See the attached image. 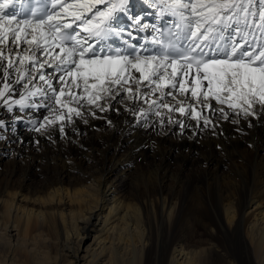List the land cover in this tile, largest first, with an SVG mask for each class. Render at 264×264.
I'll use <instances>...</instances> for the list:
<instances>
[{"label":"bare ground","instance_id":"1","mask_svg":"<svg viewBox=\"0 0 264 264\" xmlns=\"http://www.w3.org/2000/svg\"><path fill=\"white\" fill-rule=\"evenodd\" d=\"M140 5L141 10L135 9L137 19L141 27L147 25V34L153 32L148 35L152 39L159 8L148 15L144 12H149L150 4ZM124 23L132 22L125 19ZM46 67V72L54 71ZM17 87L19 94H11L9 101L11 110L0 99V121L23 113L29 116L30 126L16 128L12 121L2 126L1 142L8 146H12L8 140L18 134L14 153L24 166L20 168L23 164L18 165L15 158L10 169L0 172V264H37L36 237L43 231L52 235L63 231L68 218L83 221L74 226L77 235L96 232L93 252L85 257L72 252L74 264H264V118L237 115L212 100L215 109L225 108L228 118L212 108L196 106L211 121L205 125L203 119L179 112L149 110L157 92L148 102L144 97L130 100L128 93H121L124 99L118 104L99 101L106 111L84 102L80 117L72 114L71 121L57 120L61 112L67 117L66 109L57 105L53 113L54 101L39 93L27 96L22 85ZM37 88L47 89L38 76L28 91ZM23 96H27L24 103L31 105L25 112L14 103ZM40 100L46 102L43 110L37 108ZM164 102L175 104L171 97ZM141 110L147 111V119L141 118ZM157 110L162 117L155 115ZM170 118L187 127L169 123ZM48 119L54 123L49 125ZM41 124L45 127L40 128ZM22 151L25 160L18 154ZM139 169L162 170L168 177L162 174L150 189L123 190L122 175ZM30 170L32 180L26 177ZM188 178L222 188L217 187L214 215L209 214L199 229L187 227L189 233L183 234L184 229L173 232L172 228L187 215L182 185ZM247 183L257 186L249 197L244 191ZM129 185L137 188L132 182Z\"/></svg>","mask_w":264,"mask_h":264},{"label":"snow or ice","instance_id":"2","mask_svg":"<svg viewBox=\"0 0 264 264\" xmlns=\"http://www.w3.org/2000/svg\"><path fill=\"white\" fill-rule=\"evenodd\" d=\"M141 3L159 8L160 16L159 27L153 25L157 35L143 38L144 44L124 39L138 41L128 29L143 32L147 27L137 19ZM169 23L175 31L168 29ZM46 66L54 71L46 72ZM0 73V99L9 110L11 94H19L17 85H22L27 96L39 93L54 101L53 113L57 105L66 109L67 117L61 112L57 120L80 117L84 102L106 111L99 101L120 103L121 93H128L130 100L144 97L148 102L157 92L149 110L179 112L203 119L205 125L211 121L196 106L228 118L225 108L215 109L212 100L237 115L264 118V0H40L39 8L25 0L19 11L17 0H0ZM36 76L46 90L28 91ZM27 96L14 103L30 106L24 103ZM165 97L175 104L164 102ZM135 108L133 104L134 113ZM139 115L147 119L146 110ZM169 123L187 127L171 118Z\"/></svg>","mask_w":264,"mask_h":264},{"label":"rangeland","instance_id":"3","mask_svg":"<svg viewBox=\"0 0 264 264\" xmlns=\"http://www.w3.org/2000/svg\"><path fill=\"white\" fill-rule=\"evenodd\" d=\"M143 7L147 8L149 6L144 5ZM149 9H150L149 12H144V13L148 15L153 14L151 11L153 10V8L151 7ZM138 10H141V5H139ZM136 13L138 14L137 11ZM140 13H141L140 15H142L143 11H141ZM138 20L140 21V19ZM46 68L48 70L52 69L48 67ZM117 100H119V97H117ZM112 103L118 104L115 101H112ZM27 105H30V104L28 103ZM45 106H46L45 101L40 100L39 103L37 104V108L40 110H43ZM30 108H31V105L28 107H24L23 111L25 112ZM11 121L15 123V125L17 126L16 128L26 129V128H29L30 126L29 116L23 113L19 114L17 118L14 120L5 119L4 124L5 123L10 124ZM2 126L3 125H0V172H2L6 167L10 169L9 164L15 158L17 159L18 165L23 164V161L19 159V157L14 153L16 149L15 141H17L18 134H13V136L8 140V142H12V146H8L5 141L1 142V139L3 138V134H4V130ZM18 154L23 160L27 158L26 153H23V151L19 152ZM103 160L105 161V159ZM23 166L24 164L20 166V168L23 169ZM95 171L96 170L92 168V172H95ZM137 171H129L130 173L128 172V174L126 173L122 175V177L125 179L124 180L125 185H123L122 187L123 190L127 188L129 189V191L133 192L134 190L138 188L142 190L150 189L152 188V185H155L157 183L156 179L161 177L162 174H163L162 176L166 178L168 177L167 175L168 173L162 172V170L154 171L150 169L149 171V169H139ZM191 175L198 176V175H193V174ZM32 176H33V170H30L29 174H26V177L28 180H32ZM130 182L136 185L137 188H134L135 186H132V188L134 189H130V187H128ZM219 186L220 185H217V184L207 185V184L202 183L200 180L192 181L190 178H188V182H184L182 185V192H184L185 200H188V202L186 203L187 206L185 207L187 215L185 219H182L180 223L178 224L176 223L175 226H173L172 228L173 232H176V231L178 232L179 230L183 232V229H184L183 234H188L190 229H188L187 227H194L196 229H199L202 226V224L208 220L209 214L214 215V213L217 211V205L219 202L218 197H219L220 192H219V189L217 188ZM220 188L222 187L220 186ZM256 189H257V186H255V184L247 183V186L244 189V191L247 197H249V195H252L256 192ZM78 220L75 221L73 218H68L69 222L65 223L67 227H65L66 229L64 228L63 230L64 232L60 230L56 232L58 234L60 233L59 235L56 233L52 235L50 232L43 231L41 236L40 235L37 236L38 239L36 237L35 240L37 241L36 243H37L38 249H35L36 250L35 256L38 257L37 264H74L72 262L74 260L73 253L85 257L93 252L92 248L95 247L96 245V240L93 239L94 237L93 235H96V232H90L89 234L85 235V233L80 231V233L82 234L77 235V232L74 231V228L76 227V225H79V226L83 225V221H78ZM63 233L66 235H64ZM200 237H205V236L201 235ZM38 245L40 247H38ZM67 247L68 248L70 247L72 249L68 250Z\"/></svg>","mask_w":264,"mask_h":264}]
</instances>
